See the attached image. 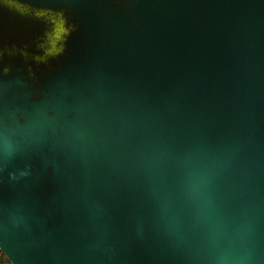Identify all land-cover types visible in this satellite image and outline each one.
<instances>
[{"label":"water","instance_id":"95a60500","mask_svg":"<svg viewBox=\"0 0 264 264\" xmlns=\"http://www.w3.org/2000/svg\"><path fill=\"white\" fill-rule=\"evenodd\" d=\"M11 264H264V0H0Z\"/></svg>","mask_w":264,"mask_h":264},{"label":"trees","instance_id":"16d2710c","mask_svg":"<svg viewBox=\"0 0 264 264\" xmlns=\"http://www.w3.org/2000/svg\"><path fill=\"white\" fill-rule=\"evenodd\" d=\"M0 263L1 264H9V261L7 260V258L3 256H0Z\"/></svg>","mask_w":264,"mask_h":264},{"label":"rangeland","instance_id":"374dc122","mask_svg":"<svg viewBox=\"0 0 264 264\" xmlns=\"http://www.w3.org/2000/svg\"><path fill=\"white\" fill-rule=\"evenodd\" d=\"M4 254L0 251V256H3ZM5 258H7L5 255H4ZM8 260V259H7ZM9 261V260H8ZM1 264V263H0ZM9 264H11V262L9 261Z\"/></svg>","mask_w":264,"mask_h":264}]
</instances>
